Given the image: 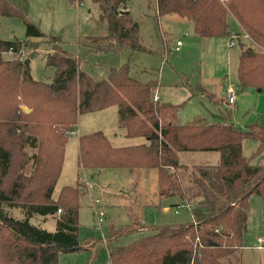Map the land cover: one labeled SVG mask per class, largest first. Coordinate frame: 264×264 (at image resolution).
Masks as SVG:
<instances>
[{
    "label": "trees",
    "instance_id": "obj_1",
    "mask_svg": "<svg viewBox=\"0 0 264 264\" xmlns=\"http://www.w3.org/2000/svg\"><path fill=\"white\" fill-rule=\"evenodd\" d=\"M67 1L74 5L79 0ZM156 2L159 17L174 14L186 19L199 38H235L240 49L237 92L264 89V0ZM91 3L104 34L81 42L88 53L150 52L141 43L139 24L124 10L128 0ZM27 8L28 0H0V21L19 19L27 37L11 41L0 36V264H59L62 254L81 251L89 254L87 264H96L103 246L108 249L107 264H238L247 243L254 194L263 200L264 221V165L252 164V157L244 155L247 139L258 142L254 156L264 152V127L255 123L243 129L221 110L226 124L204 119L179 123L178 105L155 99L158 80L136 79L128 64L111 66L105 77L95 79L84 69V57L62 48L58 36L43 33ZM232 24H237L234 38ZM30 40L53 43L44 57L47 67L54 69L50 83L32 77L31 60L38 48ZM28 49L33 50L24 58ZM113 106L119 108L126 136L146 143L114 147L101 132L81 135L78 179L86 170H155L159 196L187 203L190 222L149 226L129 208V224L111 225L106 244L102 239L80 240V184L63 187L56 200L53 193L80 116ZM181 151L218 152L220 162L183 165ZM31 162L32 172L27 173ZM15 210L22 218L14 217ZM35 216L54 217L55 231L32 224ZM144 232L129 244L117 245L122 238Z\"/></svg>",
    "mask_w": 264,
    "mask_h": 264
},
{
    "label": "rangeland",
    "instance_id": "obj_2",
    "mask_svg": "<svg viewBox=\"0 0 264 264\" xmlns=\"http://www.w3.org/2000/svg\"><path fill=\"white\" fill-rule=\"evenodd\" d=\"M79 1L71 5L67 0H28L27 12L30 20L38 25L43 33L61 39L59 45L62 48L75 56L84 57L86 62L90 61V65L85 63L83 67L95 79L105 77L107 69L111 66L128 64L132 76L136 79L159 81L161 101L178 105V118L181 124H189L195 119H204L210 124H226L227 120L222 116V111L230 113L232 121L243 129L255 123L264 127V89L259 92L256 88H247L239 93L236 89L235 104L227 105V85H233L235 88L238 85L237 66L240 49L234 38L237 24H232L233 34L230 38H234L235 45L231 47V39L199 38L189 23L180 24L179 21L175 23L171 19L174 17L161 18L159 24L154 16L153 2L131 0L134 19L141 26L139 34L141 43L156 54L127 49L118 53L91 52L92 54L87 56L81 42H88L85 40L86 37L101 36L104 29L102 31L101 26L97 24L99 13L91 0ZM144 14L146 15L143 16ZM0 24V36L3 40H27L26 26L19 19L1 18ZM178 40L182 41L183 47L179 52H175L173 48ZM30 43L38 48L31 60L32 77L37 81L52 82L54 69L47 67L44 57L46 53L52 51L53 43L49 40H30ZM31 50L33 49H28L23 57L29 56ZM6 57L13 56L8 54ZM26 108L24 107V111ZM118 109L117 106H113L102 111L82 114L78 127L71 134L66 146L64 163L53 198L57 199L63 187H76L80 184L81 241L90 238L102 239L106 244V236L111 225L124 228L129 224V208L136 210L142 223L149 226L175 225L191 221V214L185 202H180L178 198L159 196L158 175L155 170L144 169L136 173L126 169L86 170L82 175L86 174L87 179L85 176L78 179L81 170L79 135L101 132L115 147L146 143L144 138L126 136L125 128L120 123ZM257 146V141L247 139L244 142V155L247 158L252 157V164L264 165V152L254 156ZM207 155L214 159L220 158L218 152L181 151L179 162L189 166L204 165L208 164L203 157ZM31 164L32 162L26 169L27 173L32 172ZM86 183L92 184L94 188ZM178 204L181 207H176ZM99 211L105 214L101 224L98 221ZM262 212V198L252 195L248 212L250 223L248 220L247 243L238 264H264V247L256 248L257 239H264ZM13 214L14 217L22 218L18 210L13 211ZM31 223L49 232L56 229V220L52 216L46 220L35 216ZM145 234L147 232L122 238L117 245L129 244ZM88 258L89 254L84 251L62 254L59 264H87ZM107 259L108 249L103 246L96 264H107Z\"/></svg>",
    "mask_w": 264,
    "mask_h": 264
},
{
    "label": "crops",
    "instance_id": "obj_3",
    "mask_svg": "<svg viewBox=\"0 0 264 264\" xmlns=\"http://www.w3.org/2000/svg\"><path fill=\"white\" fill-rule=\"evenodd\" d=\"M80 2V1H79ZM146 2H148V3H151V2H153L154 3V8H155V17H156V19L159 21L158 23L160 24V22H161V18H164V17H166L167 19H170V17H174V18H171L172 19V21L174 22L175 21V23L176 22H178V23H180V24H188L189 22H187L186 21V19H184V18H181V17H179L178 15L176 16V15H166V16H163V17H159L158 16V9H157V2H156V0H146ZM79 4V3H78ZM124 10H126L127 12H129L130 14H131V16H132V18L134 19V16H133V11H132V7H131V0H128V3H127V9H124ZM146 14H144L143 16H145ZM134 21L135 22H137L136 21V19H134ZM170 21V20H169ZM138 23V22H137ZM139 24V23H138ZM188 25H191L190 23L188 24ZM192 26V25H191ZM139 28H140V32H141V26H140V24H139ZM161 29V28H160ZM101 30L103 31V27L101 28ZM160 31H162V29L160 30ZM104 32V31H103ZM183 47V45L181 46V48ZM174 49V48H173ZM150 52H147V53H155V52H152V50H150V49H148ZM240 53V52H239ZM90 54H92V53H88V50L86 51V48H85V55H87V56H89ZM156 54V53H155ZM82 57V56H81ZM86 64H88V65H90V61H88V62H86ZM87 70V69H86ZM143 71V70H142ZM143 72H145V70L143 71ZM147 73V72H146ZM148 75H149V73H147ZM149 81H155L154 79H150V80H148V81H144V82H149ZM161 89V88H160ZM160 89H157L156 90V92H155V99L157 100V99H159L160 101H161V99H160ZM225 89V88H224ZM262 90H259V92H261ZM193 122V121H192ZM79 124V123H78ZM95 133V132H94ZM85 134H91V133H85ZM85 134H83V135H85ZM71 136V135H70ZM80 136L81 135H79V137H78V146H79V138H80ZM115 147V146H114ZM204 158H206L205 160H207V163L208 164H204V165H217L219 162H220V158H218L217 157V159H214V158H212V156H210V155H207V156H203ZM82 176H84V175H81V177ZM85 176H86V179H87V175L85 174ZM88 181V180H87ZM186 205H187V203H186ZM189 209V208H188ZM165 211H168V209H165ZM190 211V210H189ZM191 214V213H190ZM191 220H192V215H191ZM248 220H249V223H250V217H248ZM261 221H263V212H262V220ZM249 225V224H248ZM259 239V238H258ZM257 239V240H258ZM261 239H263V238H261ZM264 240V239H263ZM256 246H257V244H256ZM257 248V247H256Z\"/></svg>",
    "mask_w": 264,
    "mask_h": 264
},
{
    "label": "built area",
    "instance_id": "obj_4",
    "mask_svg": "<svg viewBox=\"0 0 264 264\" xmlns=\"http://www.w3.org/2000/svg\"><path fill=\"white\" fill-rule=\"evenodd\" d=\"M247 38H249L248 35H246ZM234 39H232V41L230 42V46L231 47H234L235 45V41H233ZM183 45L182 41L178 40L175 44V47H174V50L175 52H179L180 49H181V46ZM226 100H227V105L231 106L233 104H235V101H236V88L233 86V85H227L226 87ZM85 176V174H84ZM86 177V176H85ZM87 184V183H86ZM90 184V183H89ZM88 185V184H87ZM89 187L91 188H94V186L91 184V185H88ZM96 203L98 204L99 203V200L96 201ZM61 213V210L58 211V214ZM98 214V221L99 223L101 224L103 222V217H104V213L102 211H99L97 212ZM257 249H262L264 247V240L259 238L257 240Z\"/></svg>",
    "mask_w": 264,
    "mask_h": 264
},
{
    "label": "water",
    "instance_id": "obj_5",
    "mask_svg": "<svg viewBox=\"0 0 264 264\" xmlns=\"http://www.w3.org/2000/svg\"><path fill=\"white\" fill-rule=\"evenodd\" d=\"M25 111H26V112H30V110H29V109H27V108L25 109ZM192 121H193V120H192Z\"/></svg>",
    "mask_w": 264,
    "mask_h": 264
}]
</instances>
